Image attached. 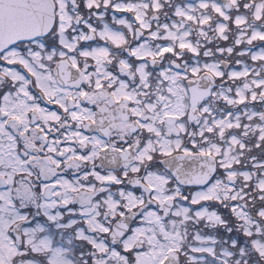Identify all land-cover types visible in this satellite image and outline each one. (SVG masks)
Instances as JSON below:
<instances>
[{
	"label": "snow or ice",
	"instance_id": "snow-or-ice-1",
	"mask_svg": "<svg viewBox=\"0 0 264 264\" xmlns=\"http://www.w3.org/2000/svg\"><path fill=\"white\" fill-rule=\"evenodd\" d=\"M0 264H264V0H0Z\"/></svg>",
	"mask_w": 264,
	"mask_h": 264
}]
</instances>
